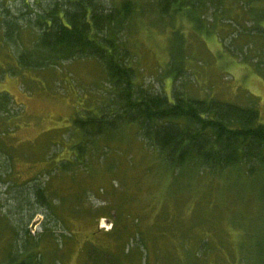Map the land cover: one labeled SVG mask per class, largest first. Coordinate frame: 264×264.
<instances>
[{
	"label": "trees",
	"instance_id": "16d2710c",
	"mask_svg": "<svg viewBox=\"0 0 264 264\" xmlns=\"http://www.w3.org/2000/svg\"><path fill=\"white\" fill-rule=\"evenodd\" d=\"M16 7L7 9L0 0V53L9 59L0 70V78L15 77L23 69L92 60L103 69L109 95L97 108L75 111L68 129L74 130L78 139L68 148L69 158H54L60 154V140H52V133L27 145L31 154L24 151L21 157L41 164L43 170L20 184L13 169L15 146L5 145L11 137L8 131L13 132L23 108L9 93L0 91V160L4 158L0 162V181L5 189H15L4 215V209H0L10 231L4 264H54L46 258L44 247L45 241L50 243L52 237L56 240L49 226L66 232L65 211L78 212L80 196L76 191L64 195L60 187H52V182L66 178L71 187L81 186L82 191L87 188L81 179L87 180L83 176H90L96 166L111 176L119 174L123 163L125 169H134L131 162L122 159L131 158L126 151L131 143L142 147L152 160L145 173L153 167L170 184L181 179L182 190L198 177L208 183L215 180L218 184L221 179L234 185L239 181L250 183L258 189L264 216V121L259 122L256 104L227 103L214 95L189 94L179 86L176 80L186 71L185 41L183 33L172 25L174 18H184L195 32L215 36L235 60L262 73L264 68L258 61L264 59V0H20ZM136 19L168 31L166 71L173 81L169 92L161 83L158 88L145 86L138 77L127 39ZM227 28L238 29L231 35L234 39L223 36ZM210 190L209 186L203 193L205 198L210 196ZM114 195L115 192L111 196ZM213 204L209 201L207 206ZM98 211L103 212V208ZM13 213L23 214L24 218L17 217L9 224ZM35 214L43 218L39 232L32 236L24 229ZM237 219L236 227L241 224ZM205 220L212 225L203 228V236L219 239L223 233L215 227L218 221L211 217ZM113 229L114 225L110 234ZM246 234L252 240L246 258L254 259L253 264H264V228L258 235L252 236L249 231ZM118 235L119 232L116 239ZM104 256V264H115L105 251ZM195 257L196 262L199 258Z\"/></svg>",
	"mask_w": 264,
	"mask_h": 264
},
{
	"label": "rangeland",
	"instance_id": "374dc122",
	"mask_svg": "<svg viewBox=\"0 0 264 264\" xmlns=\"http://www.w3.org/2000/svg\"><path fill=\"white\" fill-rule=\"evenodd\" d=\"M19 2L2 0V5L12 10L17 8ZM172 25L183 33L185 41L186 63L183 67L186 71L178 76L177 84L180 83L179 86L189 94L214 95L222 101L240 106L253 104L254 101L259 122H263L264 72L257 73L250 66L235 60L223 50L219 39L204 32H195L184 18H174ZM237 30L231 28L223 36H231ZM127 39L128 47L136 59L139 79L151 88H158L161 83L162 88L169 92L173 81L166 71L168 31L157 25L150 27L144 20L136 19ZM8 60L0 53V70L7 66ZM258 63L264 68V59ZM0 91L9 93L14 102L23 108V115L16 121L13 132L8 131L11 137L5 145L6 148L9 143L15 146L13 169L20 184L43 170L41 164L35 165L32 160L21 157L24 151L31 154L32 150H28L27 145H34L43 134L52 133V140H60V154L54 158H60L61 155V158H69L71 154L68 148L78 139L76 132L68 129L75 111L84 107L97 108L109 95L103 69L92 60H69L53 68L23 69L15 77L2 76ZM5 118L7 116L2 118L3 122ZM127 147L131 158H121L131 162L134 169L128 166L125 169L126 164L123 163L119 174L111 176L96 166L90 176H83L88 177L87 180L81 179V184L87 188L82 191L81 186L71 187L66 178L54 179L52 187H60L64 195H71L75 191V194H79L77 205L80 210L65 211L63 226L66 232L54 231L49 226L56 240L52 237L50 243H44L47 259L54 264H104L105 251L115 264L255 262L250 257L246 258L252 246L246 231L253 236L260 234L264 228L263 208L258 203L257 188L242 181L234 185L221 179L217 184L218 181L208 183L204 177H198L191 181L190 187L182 190L181 179L170 184V180L165 175H158L152 165L148 170L150 173H145V168L152 161L146 156V151L140 146L133 147V143ZM122 159L121 162H124ZM3 161L2 157L0 162ZM209 186V195L215 194L212 200L203 194ZM114 192L116 195L111 196ZM14 193L15 189H5L0 181V209L9 206ZM209 201L214 202L213 206H207ZM100 208H103V212L98 211ZM5 211H2V215ZM17 217L24 218L23 214L13 213L8 218L9 224H13V219ZM205 217L218 221L215 227L223 233L218 236L219 239H206L203 236V228L209 229L212 225ZM42 218L35 214L24 230L32 236L36 235ZM236 218L241 223L238 227L234 224ZM6 225V220L0 216V264H4L8 248L7 235L10 231ZM112 225L114 233L110 234ZM194 255L195 260L199 258L196 262L193 260Z\"/></svg>",
	"mask_w": 264,
	"mask_h": 264
}]
</instances>
